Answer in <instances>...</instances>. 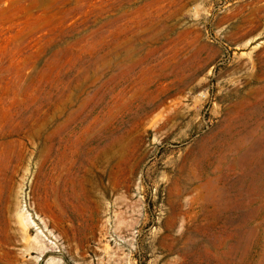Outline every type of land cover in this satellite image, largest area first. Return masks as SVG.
Returning <instances> with one entry per match:
<instances>
[{
  "label": "rangeland",
  "instance_id": "1",
  "mask_svg": "<svg viewBox=\"0 0 264 264\" xmlns=\"http://www.w3.org/2000/svg\"><path fill=\"white\" fill-rule=\"evenodd\" d=\"M0 264H264V0H0Z\"/></svg>",
  "mask_w": 264,
  "mask_h": 264
},
{
  "label": "bare ground",
  "instance_id": "2",
  "mask_svg": "<svg viewBox=\"0 0 264 264\" xmlns=\"http://www.w3.org/2000/svg\"><path fill=\"white\" fill-rule=\"evenodd\" d=\"M29 246V245H28Z\"/></svg>",
  "mask_w": 264,
  "mask_h": 264
}]
</instances>
